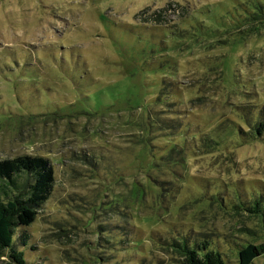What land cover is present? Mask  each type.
I'll return each instance as SVG.
<instances>
[{
  "label": "rangeland",
  "instance_id": "374dc122",
  "mask_svg": "<svg viewBox=\"0 0 264 264\" xmlns=\"http://www.w3.org/2000/svg\"><path fill=\"white\" fill-rule=\"evenodd\" d=\"M246 104L263 112L264 0H0V159L45 155L55 177L20 234L26 264H181L157 240L192 225L225 253V241L250 239L244 225L262 241L252 220L202 200L231 181L264 185V141L232 137L234 159L175 167L188 176L175 195L142 169L183 139L154 113L204 136L242 120ZM0 264L16 263L5 251Z\"/></svg>",
  "mask_w": 264,
  "mask_h": 264
},
{
  "label": "trees",
  "instance_id": "16d2710c",
  "mask_svg": "<svg viewBox=\"0 0 264 264\" xmlns=\"http://www.w3.org/2000/svg\"><path fill=\"white\" fill-rule=\"evenodd\" d=\"M166 93L162 94L163 98L167 95ZM253 107L251 104L241 107L243 110L242 120H238V123L224 122L221 124V130H219L220 127H216L215 130L207 132L204 136L196 130L191 132L192 135L188 137L186 132L191 129L189 125L187 127L184 125L180 115L154 113L158 118L155 123L159 124V129L167 133L178 132L177 135L183 139L182 143L170 142L171 144L163 149L161 155L156 156L151 152V160L142 166V169L146 171L144 177L163 197L175 195L188 178L187 172L175 171V167L180 166L184 169L189 167L190 169L196 167L202 158H208L210 162H213L212 164L217 165L221 164L220 158L223 156L233 158L230 149V144L233 143L232 137L236 141H264V107L260 114H253ZM152 114L153 112H150L149 117ZM147 122L150 123V120ZM217 130L219 132H216ZM223 133L232 134L230 137L227 136L229 141L224 139ZM148 145L152 147L151 143ZM85 159L90 165H100L97 156H86ZM151 170L158 172L159 176L154 177L150 173ZM54 180L52 161L45 155L22 154L0 159V255L8 251L9 257L16 264H26V259L23 257L24 249H19V247H24L27 242L25 238L20 240V234L36 219L42 204L51 195ZM222 180L223 184L225 181ZM140 182H135V184ZM224 184L226 185L225 190L219 186V192L210 195L211 197L208 196L207 199L204 198L202 203L215 204L225 213L252 220L259 227L263 240L255 243L260 238H251L249 226L244 225L242 228L250 239L244 238L241 239V242L236 243L225 241L232 247L231 251L225 253L215 237L214 231L210 232L192 225V231L188 229L185 234L178 237L173 236L169 239L162 237L160 241L157 240L168 245V247L162 248L170 249L176 254L181 264H231L229 259L231 254L236 258V264H252L257 257L264 256L263 183L251 182L243 188L242 184L237 183V180L234 184L232 181ZM140 187H144V184H139V197H142L145 190ZM229 187L233 188L232 196L227 193ZM22 237H24L23 234Z\"/></svg>",
  "mask_w": 264,
  "mask_h": 264
}]
</instances>
